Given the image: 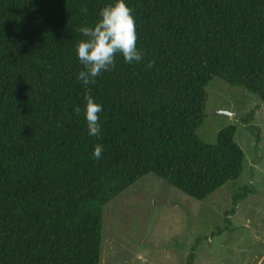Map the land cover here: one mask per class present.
Segmentation results:
<instances>
[{"label": "trees", "instance_id": "trees-1", "mask_svg": "<svg viewBox=\"0 0 264 264\" xmlns=\"http://www.w3.org/2000/svg\"><path fill=\"white\" fill-rule=\"evenodd\" d=\"M114 2L0 0V264H99L103 208L144 175L202 201L242 172L234 126L215 144L196 131L214 78L264 103V0H125L144 59L117 55L85 86L78 29ZM85 95L102 106L99 137Z\"/></svg>", "mask_w": 264, "mask_h": 264}, {"label": "rangeland", "instance_id": "rangeland-1", "mask_svg": "<svg viewBox=\"0 0 264 264\" xmlns=\"http://www.w3.org/2000/svg\"><path fill=\"white\" fill-rule=\"evenodd\" d=\"M205 92L196 136L215 144L220 130L234 126L244 153L240 176L198 201L144 175L103 208L99 264H187L194 247V264H264V103L220 78ZM244 189L227 223L232 197Z\"/></svg>", "mask_w": 264, "mask_h": 264}, {"label": "clouds", "instance_id": "clouds-1", "mask_svg": "<svg viewBox=\"0 0 264 264\" xmlns=\"http://www.w3.org/2000/svg\"><path fill=\"white\" fill-rule=\"evenodd\" d=\"M87 11V9H83ZM99 19L92 27H80L78 31L84 39L76 46V55L82 70L76 79L83 85H94L96 77L102 72L112 71L115 68L116 57L121 55L125 63H139L144 59L142 52L137 48L136 21L133 9L125 0H115L114 4L103 7L99 12ZM152 61L146 67L151 68ZM84 116L89 135L99 137L101 125L99 113L102 112L101 104L95 102L91 95L84 96ZM81 109L74 108L79 114ZM104 151L102 144H97L93 149V157L100 159Z\"/></svg>", "mask_w": 264, "mask_h": 264}, {"label": "water", "instance_id": "water-1", "mask_svg": "<svg viewBox=\"0 0 264 264\" xmlns=\"http://www.w3.org/2000/svg\"><path fill=\"white\" fill-rule=\"evenodd\" d=\"M219 113H221V114H227V113H225V112H219ZM227 115H229V114H227Z\"/></svg>", "mask_w": 264, "mask_h": 264}]
</instances>
